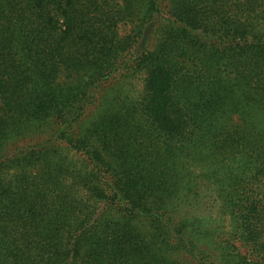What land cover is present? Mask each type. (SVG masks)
<instances>
[{"label":"trees","instance_id":"16d2710c","mask_svg":"<svg viewBox=\"0 0 264 264\" xmlns=\"http://www.w3.org/2000/svg\"><path fill=\"white\" fill-rule=\"evenodd\" d=\"M0 264H264V0H0Z\"/></svg>","mask_w":264,"mask_h":264},{"label":"rangeland","instance_id":"374dc122","mask_svg":"<svg viewBox=\"0 0 264 264\" xmlns=\"http://www.w3.org/2000/svg\"><path fill=\"white\" fill-rule=\"evenodd\" d=\"M112 82H114V81H112Z\"/></svg>","mask_w":264,"mask_h":264}]
</instances>
